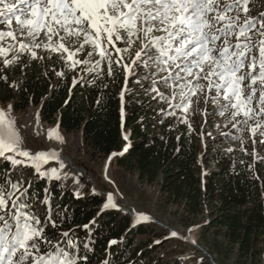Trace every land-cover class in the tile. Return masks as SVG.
<instances>
[{
	"label": "trees",
	"instance_id": "16d2710c",
	"mask_svg": "<svg viewBox=\"0 0 264 264\" xmlns=\"http://www.w3.org/2000/svg\"><path fill=\"white\" fill-rule=\"evenodd\" d=\"M47 62L20 59L13 67L18 76L15 87H9L12 70L0 71V77H7V81L0 79V94L3 91L6 99L19 97L37 105L43 101V119L58 122L67 133L81 131L91 158L120 152L127 142L124 133L128 134L127 151L117 158L124 176L133 172L143 184L158 186L165 201L183 209L179 218L183 225H191L207 209L203 230L212 231L217 238L212 245L220 257L217 264H227L233 251L242 264L258 260L264 264V154L256 150L259 158L254 159L241 150L235 136L246 140L243 147L249 153L253 150L247 133L233 129L227 119L226 124L215 121L210 113L203 119L202 113L210 105L203 108L202 100L194 111L184 114L187 122H181L178 109L176 115H167L173 109L146 90L151 81L142 79L139 68L129 80L122 104V67H114L112 76L107 69L99 77L92 73L80 76L73 85L71 69L64 64L57 67L55 60ZM52 68L64 75L57 76ZM164 93L170 95L167 90ZM203 141L207 142L204 146ZM230 142L235 146L227 147ZM202 152L204 166L199 160ZM211 164L215 169L208 170ZM33 175L30 167L12 170L8 162L0 163V181L11 178L20 182V191L26 190L23 199L44 221L48 238L55 244L64 240L61 233H70L78 248L69 251L87 255L79 264H180L177 258L173 263L168 259L182 248L164 247L171 242L182 245L183 240L163 238L169 232L165 227L149 221L131 228L132 216L117 209L103 210L104 197L95 192L79 197L70 190L56 189L53 198L43 199L45 182L33 181ZM48 216L56 221L55 227L47 223ZM113 240L115 244L110 243ZM49 250L53 249L42 248L43 252ZM195 264L214 263L203 255Z\"/></svg>",
	"mask_w": 264,
	"mask_h": 264
},
{
	"label": "snow or ice",
	"instance_id": "6c2138e0",
	"mask_svg": "<svg viewBox=\"0 0 264 264\" xmlns=\"http://www.w3.org/2000/svg\"><path fill=\"white\" fill-rule=\"evenodd\" d=\"M252 4L253 0H0V25L4 26L0 29V61L6 68L18 63L25 53L33 60L44 59L36 51L44 49L58 54L65 67L75 70L83 65L82 72L97 77L103 72L102 63L107 65L108 76L114 74V67H122V100L129 77L136 76L139 68L144 73L142 79L151 81L146 90L173 109L167 115H176L177 109L190 114L202 98L205 105L215 106L216 114L227 115L233 129L248 134L251 153L243 147L246 140L242 136L234 138L246 155L257 159L255 145L264 144V11L253 15ZM134 46L138 50L125 62L124 54ZM0 79L7 81L6 76ZM78 82L74 79L73 85ZM157 85L167 88L170 95ZM15 86V82L9 84ZM11 113V104L0 107V158L22 166L26 161L16 157H25L38 171V162L59 160L54 150L32 153L22 147ZM180 118L187 122L186 115ZM48 138L63 142L58 126L48 130ZM116 155L123 152L112 153L109 161ZM59 167H65L62 160ZM50 171L59 178L56 168ZM25 195L18 180L0 181V264L86 261L87 255L69 251L78 248L69 232L61 233L62 242L54 244L48 238L44 221L29 208ZM109 206L117 207L111 193L104 207ZM45 219L56 226L51 216ZM141 219L150 217L140 213L137 222ZM179 235L170 233L171 237ZM191 242L196 243L194 239ZM45 246L53 250L43 252Z\"/></svg>",
	"mask_w": 264,
	"mask_h": 264
},
{
	"label": "rangeland",
	"instance_id": "374dc122",
	"mask_svg": "<svg viewBox=\"0 0 264 264\" xmlns=\"http://www.w3.org/2000/svg\"><path fill=\"white\" fill-rule=\"evenodd\" d=\"M252 9L253 12L264 9V0H253ZM3 28L4 26L0 25V29ZM118 46L123 47V45ZM136 50H138V48L137 46H134L129 50V53L124 54L125 62H130V60L134 57ZM36 51L38 53V57L42 56L45 58L33 60L31 59L30 54L25 53L20 57V59L24 58L42 65H44L47 61L51 63L55 60L54 63L58 64L57 67H60L62 66L61 64H64L63 61L60 60L58 54L46 52L44 49H36ZM10 57L11 53L9 54V58ZM80 58H83V54H81ZM14 65L15 64H12L5 68L2 61H0V71L6 69L9 71L12 70L10 74L11 83L15 82V80L18 78L17 74L14 72L15 69H13V67L15 68ZM83 67V65H80L75 70H71L72 78L76 80L80 76H87L91 74L82 72L81 68ZM101 67L104 72L107 69L106 63H102ZM47 70H49V68ZM52 71L57 73L54 68H52ZM130 78L131 77H129V80ZM137 83H140V81ZM158 88L161 92H166L167 90L168 94H170L167 88L159 85ZM1 92L0 107L7 108L9 104L12 105L11 114L16 120L17 127L23 141L21 146L27 148L32 153L54 150L59 154V160L50 159L46 164L38 162L39 171L37 170V165L27 161V158L25 157H16L17 159L26 161V163L22 166L12 165L10 161L0 158V163L4 161L8 162L12 170L25 167L32 168L34 174L32 180H42L45 182L46 191L43 199L53 198L56 189H59L62 192L70 190L75 196L79 197H88L92 195V192H95L97 194L103 195L104 197V201L101 204V208L103 210L117 209L119 211L129 213L131 216L132 214H147L156 221H153L150 218V220L147 221L140 220L137 224L141 222L153 221L154 223L165 227L169 231L168 234L163 236V238H170V233L172 231H176L180 235L179 237L174 238L183 240L182 245H179L177 242H171L165 245V249H170V246L171 248H182V251L177 253L174 258L168 259L171 263H173V260L177 258L180 264H195L203 257V255L208 256L205 254L204 250H206L208 253L209 251L214 252L212 245H214V241L217 238L215 237V234L212 233V231L208 232V230H203L206 229L203 224L207 222V209L205 210L204 215H199L197 219L192 220L193 223L191 225H183L179 220V218L183 216V209L178 210L174 204H169L167 201H165L162 194L159 192L158 186L143 184L140 182L138 180L137 174L128 172L124 176L121 172L122 169L117 162L119 155L112 156L110 161L109 157L111 154L108 156L99 155L91 158L86 150L81 131L78 133H67L59 126L58 122H47L43 119L41 115V106L43 101L37 105L33 102H25L23 99H19V97L17 99H6V93L3 91ZM15 104L19 105L15 106ZM204 106L205 104L203 105V108H205ZM214 110V105L204 109L202 113L203 119L208 115V113H210L211 115L213 114L212 117H214L215 121L223 122V124L225 122L226 124V119L228 121L227 115L223 117L218 115L220 116L219 118ZM37 113H39L38 122ZM182 116H184V113H182ZM57 126L59 135L63 137V142L55 138H48V130L54 129ZM211 126L213 127V125ZM204 142L205 141H203V146ZM233 142L228 143L226 146H235L234 144L236 143L233 144ZM205 143L207 144V142ZM256 145V150H260L264 154V144L257 143ZM221 146H224L223 143ZM121 152L122 151L113 153ZM204 158L205 156H203V152L200 153L199 160L202 166H204L205 163ZM61 160L65 164L63 169L59 167ZM106 165L107 172H105ZM52 168L57 169V175L59 178H56V176L51 173L50 170ZM212 169H215L214 164H211V167L208 168V170ZM44 172H47L48 174L42 175ZM109 193L113 195L114 203L117 207H104V204L108 203ZM133 220L134 218H132L130 227L136 228L137 224ZM190 228L192 229L191 232H189ZM184 237H187V239H184ZM193 239L196 241L198 246L191 242ZM155 240L157 241V239ZM219 240L223 241L221 237L218 238V241ZM148 247H150V245ZM234 252L235 251L231 252L228 256L227 264H242L238 262L236 255L233 254ZM208 257L214 264H217L216 261L220 259L219 255H217L215 252L213 255L210 254ZM243 262V264H262L259 260L256 263H250L249 261Z\"/></svg>",
	"mask_w": 264,
	"mask_h": 264
},
{
	"label": "water",
	"instance_id": "95a60500",
	"mask_svg": "<svg viewBox=\"0 0 264 264\" xmlns=\"http://www.w3.org/2000/svg\"><path fill=\"white\" fill-rule=\"evenodd\" d=\"M194 244L197 245L196 243H194ZM204 252H205L206 255L210 256V253H208L206 250H204Z\"/></svg>",
	"mask_w": 264,
	"mask_h": 264
}]
</instances>
